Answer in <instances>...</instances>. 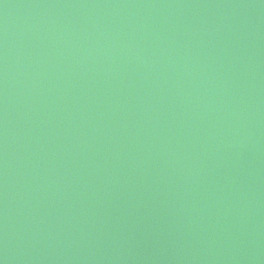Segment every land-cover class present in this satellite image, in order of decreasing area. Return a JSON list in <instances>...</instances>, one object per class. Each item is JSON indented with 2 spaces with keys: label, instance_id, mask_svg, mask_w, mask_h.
<instances>
[{
  "label": "water",
  "instance_id": "95a60500",
  "mask_svg": "<svg viewBox=\"0 0 264 264\" xmlns=\"http://www.w3.org/2000/svg\"><path fill=\"white\" fill-rule=\"evenodd\" d=\"M0 264H264V0H0Z\"/></svg>",
  "mask_w": 264,
  "mask_h": 264
}]
</instances>
